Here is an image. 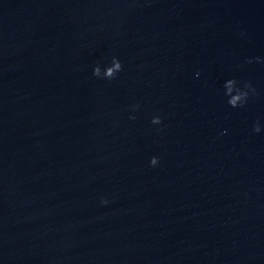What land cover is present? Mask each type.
Here are the masks:
<instances>
[{
  "label": "water",
  "instance_id": "obj_1",
  "mask_svg": "<svg viewBox=\"0 0 264 264\" xmlns=\"http://www.w3.org/2000/svg\"><path fill=\"white\" fill-rule=\"evenodd\" d=\"M0 264H264V0H0Z\"/></svg>",
  "mask_w": 264,
  "mask_h": 264
}]
</instances>
